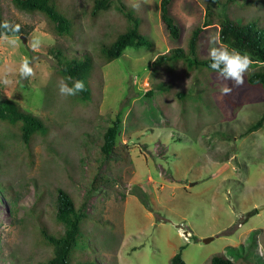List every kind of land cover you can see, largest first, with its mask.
Here are the masks:
<instances>
[{"label":"rangeland","instance_id":"1","mask_svg":"<svg viewBox=\"0 0 264 264\" xmlns=\"http://www.w3.org/2000/svg\"><path fill=\"white\" fill-rule=\"evenodd\" d=\"M227 1L175 0L173 12L184 27L176 42L162 26L160 0H110L96 12L95 0H60L72 21L66 35L43 14L2 0L3 17L27 34H15L16 47L0 40V78L12 81L0 83V96L40 117L48 132L27 148L19 130L0 121V264H38L51 254L40 230L63 229L56 219L57 188L86 213V247L75 251L74 261L171 264L181 251L187 264H209L218 254L238 264H264L258 252L264 245V86L248 81L260 65L253 62L244 85L223 96L221 88L231 81H221L211 68L189 69L183 58L154 62L172 47L186 48L208 11L214 25L202 33L199 58L223 45L217 23L224 12L264 26V0ZM135 22L153 46L128 47L103 62L100 46ZM36 37L41 46L33 51L28 42ZM86 52L98 63L87 80L89 99L62 97L61 58ZM24 57L35 68L27 79L19 74ZM117 113V148L104 160L103 134ZM12 194L19 198L14 217Z\"/></svg>","mask_w":264,"mask_h":264},{"label":"trees","instance_id":"2","mask_svg":"<svg viewBox=\"0 0 264 264\" xmlns=\"http://www.w3.org/2000/svg\"><path fill=\"white\" fill-rule=\"evenodd\" d=\"M14 6L24 12L43 14L51 23L55 32L59 35L72 33V21L63 13L60 7V0H11ZM232 1L228 0L227 2ZM110 0H95L94 12L108 8ZM175 0H160V19L162 26L171 40L180 42L184 36V27L179 18L173 12V4ZM207 19L202 25H197L191 31L187 41V47L175 46L165 53L159 54L154 60L156 65L166 62V60H175L183 58L189 69L208 67L212 63L210 57L199 58L197 56V45L201 39L202 33L211 25L214 20L211 19V12H207ZM130 19H135L134 15L128 13ZM6 20L2 15V0H0V24ZM9 22V21H8ZM10 23V22H9ZM12 24V23H11ZM218 39L223 45L229 48H235L242 54L250 55L255 64L260 65L257 70H253L248 81L253 85L264 86V26L258 21L253 20L243 22L240 19H233L225 12L218 21ZM5 30L0 28V33ZM25 32L21 27L19 33ZM12 35V33H9ZM152 47L153 42L143 36L135 22L134 26H130L127 30L121 31L110 44L104 43L100 46L102 61L108 63L120 57L124 50L128 47L140 48L141 46ZM60 55L62 53L60 52ZM99 58V57H97ZM63 63L60 68V74L66 83L71 87L75 80H83L86 91L78 94L84 99H89L91 89L87 84L94 69L98 67L96 57L91 52H86L82 57L77 55H63L61 58ZM71 77V80L68 79ZM153 89L145 92L146 95L153 94ZM0 121L6 125L19 130L20 137L24 145L29 148L36 135H46L48 127L43 120L34 113L23 109L16 101L0 96ZM262 123V119L250 126V130L257 129ZM122 129V120L120 113H117L115 119L106 128L103 134V141L100 148L101 156L104 160H108L114 150L117 148V138ZM2 189H4L2 187ZM3 191V190H2ZM6 194V193H5ZM16 194L8 196L9 212L14 217L17 213ZM145 204V200L142 199ZM56 219L63 226L62 231L54 233L48 232L46 229L40 230V236L43 242L51 246V254L38 264H94L92 261L73 260L74 253L79 248H85L86 244L82 240V222L86 213L84 206H77L73 197L63 188H57L56 198ZM82 242V243H80ZM241 256V253H237ZM171 264H187L182 258L179 251L171 258ZM209 264H238L224 254L214 255Z\"/></svg>","mask_w":264,"mask_h":264},{"label":"clouds","instance_id":"3","mask_svg":"<svg viewBox=\"0 0 264 264\" xmlns=\"http://www.w3.org/2000/svg\"><path fill=\"white\" fill-rule=\"evenodd\" d=\"M0 28L5 31L0 33V40L7 42L12 47H16L19 42V38L15 35L21 30L20 24H11L5 21L0 24ZM12 33V35H9ZM213 41L210 38V43ZM33 51L37 50L41 46V40L36 37L28 42ZM208 55L212 60L210 68L217 74V78L221 81H231V86L227 83L221 88V94L223 96L230 95L234 88L242 87L245 83V75L251 68L253 60L250 55L242 54L235 48L229 49L228 46L222 45L219 47H210ZM19 74L22 78L27 79L35 76V68L32 60L27 57L22 59L19 68ZM71 80V77H68ZM0 83L8 86L12 83L7 76L0 78ZM59 93L62 97L77 96L78 94L86 91L83 80H75L70 87L64 80L59 82ZM258 252L262 258H264V245L258 246Z\"/></svg>","mask_w":264,"mask_h":264},{"label":"water","instance_id":"4","mask_svg":"<svg viewBox=\"0 0 264 264\" xmlns=\"http://www.w3.org/2000/svg\"><path fill=\"white\" fill-rule=\"evenodd\" d=\"M24 39H25V38H24ZM263 208H264V205H262V206L260 207V209H263ZM211 239H212V237H207V238L204 239V242H209Z\"/></svg>","mask_w":264,"mask_h":264},{"label":"crops","instance_id":"5","mask_svg":"<svg viewBox=\"0 0 264 264\" xmlns=\"http://www.w3.org/2000/svg\"><path fill=\"white\" fill-rule=\"evenodd\" d=\"M168 50V49H167ZM166 52V51H165Z\"/></svg>","mask_w":264,"mask_h":264}]
</instances>
